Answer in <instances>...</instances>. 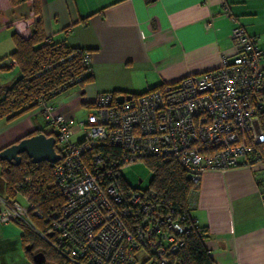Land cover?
I'll list each match as a JSON object with an SVG mask.
<instances>
[{"label": "built area", "instance_id": "obj_1", "mask_svg": "<svg viewBox=\"0 0 264 264\" xmlns=\"http://www.w3.org/2000/svg\"><path fill=\"white\" fill-rule=\"evenodd\" d=\"M230 37L237 53L218 69L122 102L112 91L98 93L94 111L78 123V139H73L71 122L54 113V104L40 100L42 127L53 133L60 154L53 174L63 197L52 235L41 236L65 264L177 263L173 256L185 244V216L150 188L124 183V167L148 157L178 161L193 184L189 207L207 170H264L259 115L264 110V52L240 24ZM82 53L91 68V54ZM6 63L15 65L14 60ZM31 182L26 176L13 189L26 204L0 196V223L27 222L30 194L22 188ZM260 191L264 202V178Z\"/></svg>", "mask_w": 264, "mask_h": 264}, {"label": "crops", "instance_id": "obj_2", "mask_svg": "<svg viewBox=\"0 0 264 264\" xmlns=\"http://www.w3.org/2000/svg\"><path fill=\"white\" fill-rule=\"evenodd\" d=\"M38 3L40 10L36 15L33 0L17 6L0 0V13H9L11 24L24 21L26 26L17 32L22 36L31 35L40 17L47 37L91 51L93 80L77 84L82 88L80 93L66 95L69 88L63 91L65 95L62 92L63 96L52 100L55 108L60 105V114L71 122L73 139L80 138L78 123L84 119L75 117V110L83 106L89 112L91 108L84 103L94 104L100 92L112 91L119 96L141 94L160 84L175 83L188 75L221 67L224 59L230 60L237 53L230 37L236 25H242L249 35L256 37L264 51V0ZM38 120L39 112L25 122L28 130L22 137L42 127ZM44 129L46 133L49 130ZM16 137L20 136L14 140ZM263 178L264 170L260 168L202 173L191 214L200 227L209 230L205 246L214 264H264V202L260 191Z\"/></svg>", "mask_w": 264, "mask_h": 264}, {"label": "trees", "instance_id": "obj_3", "mask_svg": "<svg viewBox=\"0 0 264 264\" xmlns=\"http://www.w3.org/2000/svg\"><path fill=\"white\" fill-rule=\"evenodd\" d=\"M9 1L13 6H17L27 0ZM33 9L35 14L39 15L38 0H33ZM12 39L15 49L1 61V67L3 69L16 67L18 74L9 85L0 87V120H15L37 108L42 98L51 101L71 86L84 85L93 80L90 68L84 64L82 56L83 50L90 54L91 51L73 48L65 42L54 41L47 37L40 17L31 35L25 37L14 32ZM7 60H14L15 65H7ZM166 84L168 83L160 84L144 93L161 88ZM61 87L65 89L56 92ZM114 94L117 99L119 95L115 92ZM84 106L90 109L94 107V104L84 103ZM259 115L264 130V110ZM41 132L46 133L44 127L36 128L24 137ZM47 134L53 135V133ZM56 151L59 152L57 147ZM21 158L19 165L0 159V179L3 182L5 198L14 197L15 185L24 177H31V185L22 188L23 193L30 194L29 218L42 229L41 234L49 235L51 222L59 215L63 204V197L53 174V163L46 161L33 163L25 153L21 154ZM142 162L146 163L151 170V179L147 188L153 190L160 199L173 207L177 214L186 218L187 231L183 236L185 244L173 256V259H177L176 264H214V259L205 246V240L210 236L209 230L207 227H200L192 220L195 217L192 216L191 207H189V194L193 184L186 170L178 161L164 160L161 157H148L142 159ZM122 181L127 183L123 176ZM32 238V235H27V240ZM39 250L44 253L51 264H65L63 258L55 250L51 252L42 245L32 243L29 253H36Z\"/></svg>", "mask_w": 264, "mask_h": 264}, {"label": "rangeland", "instance_id": "obj_4", "mask_svg": "<svg viewBox=\"0 0 264 264\" xmlns=\"http://www.w3.org/2000/svg\"><path fill=\"white\" fill-rule=\"evenodd\" d=\"M1 5V4H0ZM1 8V7H0ZM9 13H0V87H5L9 85L16 74H18V69L16 67L3 69L1 67V61L9 55L14 49L15 45L12 39V34L14 32H22L21 29L26 26L24 21L15 22L13 24L9 21ZM14 20L12 19L11 22ZM23 34H27L24 33ZM82 88L80 86L73 85L70 87L69 92L66 95H72L73 93H80ZM63 94H59L63 96ZM65 95V94H64ZM51 103L53 101L51 100ZM55 103V101H54ZM53 103V104H54ZM56 105H58V98L56 100ZM60 105L54 110L55 114H60ZM94 111V107L91 108ZM39 107L29 111L27 114L17 118L13 121H6L5 119L0 120V149L12 144L15 140L22 137L25 134L27 127H25L26 121H31V117L34 114H38ZM74 116L78 119H86L88 111L85 108L80 107L75 110ZM83 119V120H84ZM40 125H44V122L38 120ZM42 122V123H41ZM32 123V128L35 127L34 122ZM15 136L17 139L14 140ZM14 140V141H13ZM124 179L133 187H138L141 189H146L149 186V181L151 179V170L149 166L142 162H136L128 167H124L121 170ZM0 196L6 197L3 191V182L0 179ZM13 198V197H12ZM22 204H26V200L22 195H17L14 197ZM1 208V203H0ZM32 219H28L27 223L15 222L10 223H0V264H36L33 260V254H31L28 246L34 245L45 246L49 251L53 252V248L46 243V241L41 236V228L34 224ZM32 235L33 238L27 240V235ZM53 241V238H51Z\"/></svg>", "mask_w": 264, "mask_h": 264}, {"label": "water", "instance_id": "obj_5", "mask_svg": "<svg viewBox=\"0 0 264 264\" xmlns=\"http://www.w3.org/2000/svg\"><path fill=\"white\" fill-rule=\"evenodd\" d=\"M131 95H120L119 102L130 99ZM56 140L53 135L41 132L32 136L23 137L18 142L12 143L0 151V159L19 165L21 163V154L25 153L33 163L49 162L55 163L60 159V154L56 151ZM49 235H52L50 233ZM31 249V246L27 247ZM36 264H45L46 257L42 251L33 255Z\"/></svg>", "mask_w": 264, "mask_h": 264}, {"label": "flooded vegetation", "instance_id": "obj_6", "mask_svg": "<svg viewBox=\"0 0 264 264\" xmlns=\"http://www.w3.org/2000/svg\"><path fill=\"white\" fill-rule=\"evenodd\" d=\"M7 147V146H6ZM5 148V147H4ZM3 149V148H2ZM8 162V161H7ZM10 163V162H9ZM40 251V250H39ZM39 251H36V252H39ZM46 257V256H45ZM45 264H51V262L47 259L46 257V263Z\"/></svg>", "mask_w": 264, "mask_h": 264}]
</instances>
